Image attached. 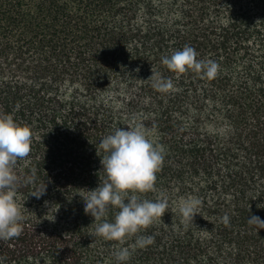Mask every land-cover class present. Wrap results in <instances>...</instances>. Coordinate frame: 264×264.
I'll use <instances>...</instances> for the list:
<instances>
[{
	"label": "trees",
	"instance_id": "16d2710c",
	"mask_svg": "<svg viewBox=\"0 0 264 264\" xmlns=\"http://www.w3.org/2000/svg\"><path fill=\"white\" fill-rule=\"evenodd\" d=\"M185 45L219 64L214 79L161 63ZM153 72L173 88L153 89ZM2 115L31 129L13 171L34 179L17 187L22 231L0 240V264H116L82 198L105 178L101 139L137 124L164 148L142 197L169 206L124 264H264V228L247 221H264V0H0ZM188 197L193 223L176 207Z\"/></svg>",
	"mask_w": 264,
	"mask_h": 264
},
{
	"label": "clouds",
	"instance_id": "9594fccd",
	"mask_svg": "<svg viewBox=\"0 0 264 264\" xmlns=\"http://www.w3.org/2000/svg\"><path fill=\"white\" fill-rule=\"evenodd\" d=\"M197 56L193 47L185 45L182 50L163 56L161 63L177 74L191 70L202 78L214 79L219 64L211 59H197ZM148 79L152 80L151 86L158 92L167 93L173 88L171 79L154 72ZM31 136L28 126L17 124L10 115L0 116V240L16 238L22 231L24 216L16 202V191L21 182L32 183L34 173L21 181L13 167L18 159L29 155ZM98 150L104 153L102 158ZM96 152L101 158L105 178L95 189L84 191V212L90 214L94 222H99L94 229V238L118 243L113 256L116 264H124L134 250L151 245L153 237L137 236L130 246H125V242L157 218L162 220L167 212L169 202L164 193L154 200L142 197V194L155 190L156 173L163 164L164 148L142 125L137 124L115 128L101 139ZM44 191L43 185L30 194L40 198ZM200 203L196 197L181 198L176 207L183 220L193 223ZM110 207L118 209L112 221L104 219ZM223 220L228 223L227 215ZM247 221L258 229L264 228V221L258 216L251 215Z\"/></svg>",
	"mask_w": 264,
	"mask_h": 264
}]
</instances>
